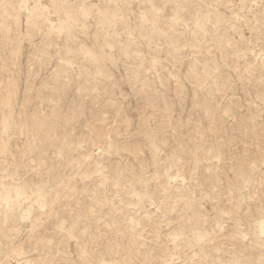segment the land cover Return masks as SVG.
<instances>
[{
  "label": "rangeland",
  "instance_id": "374dc122",
  "mask_svg": "<svg viewBox=\"0 0 264 264\" xmlns=\"http://www.w3.org/2000/svg\"><path fill=\"white\" fill-rule=\"evenodd\" d=\"M0 264H264V0H0Z\"/></svg>",
  "mask_w": 264,
  "mask_h": 264
}]
</instances>
